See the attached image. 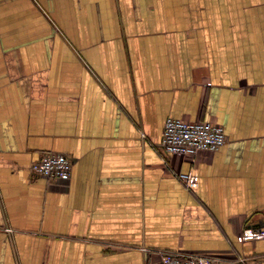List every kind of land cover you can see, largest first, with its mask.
I'll return each instance as SVG.
<instances>
[{"label":"crops","instance_id":"crops-1","mask_svg":"<svg viewBox=\"0 0 264 264\" xmlns=\"http://www.w3.org/2000/svg\"><path fill=\"white\" fill-rule=\"evenodd\" d=\"M168 118L226 142L163 154ZM47 152L67 180L32 174ZM247 228L264 232V0H0V264H264Z\"/></svg>","mask_w":264,"mask_h":264},{"label":"built area","instance_id":"built-area-1","mask_svg":"<svg viewBox=\"0 0 264 264\" xmlns=\"http://www.w3.org/2000/svg\"><path fill=\"white\" fill-rule=\"evenodd\" d=\"M223 128L208 121H185L168 118L163 123L159 150L163 154L184 156L194 159L199 153H215L226 142ZM71 160L64 154L47 152L30 167L35 177L63 180L69 177ZM190 172H178L177 179L188 186L191 182ZM242 241L264 239L263 231L252 228L244 229L240 237ZM158 260L151 264H218L216 258L200 255H184L178 253H160Z\"/></svg>","mask_w":264,"mask_h":264}]
</instances>
